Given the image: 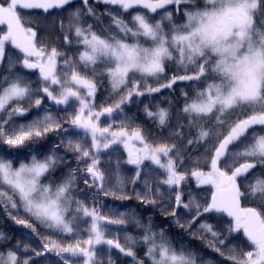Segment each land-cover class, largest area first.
Returning <instances> with one entry per match:
<instances>
[{"label":"snow or ice","instance_id":"snow-or-ice-1","mask_svg":"<svg viewBox=\"0 0 264 264\" xmlns=\"http://www.w3.org/2000/svg\"><path fill=\"white\" fill-rule=\"evenodd\" d=\"M96 2L123 10L107 12L118 31L109 27L111 34H106L94 30L95 24H86V17L96 21L99 17L89 0H82V8L68 12L67 24L61 20L53 40L25 23L20 10L48 13L70 7L73 0H0V26L6 29L0 35V145L27 149L15 155L0 149V206L16 225L33 234H38L37 226L49 233L37 251L29 244L21 248L20 241L7 244L10 238L0 230V264H38L37 258L48 253H55L63 264H115L113 249L130 257L133 264H144L134 251L137 244L145 246L150 264H197V253L177 249L164 229L153 231L151 221L135 220L143 235L125 236L126 246L118 236L108 238L114 230L110 226L118 231L128 222L129 213L104 214L105 205L92 198L90 206L86 192L84 199L77 198L83 180L96 196L131 199L124 191V165L135 166L133 185L144 181L143 192L136 193L142 203L155 206L167 197L174 222L189 230L199 224L200 238L225 261L264 264V174L240 183L258 167L264 170V0ZM138 8L147 12L133 15L131 25L121 18ZM158 10L163 11L160 20L148 15H159ZM49 41L64 51L49 48ZM9 44L15 55L8 51ZM170 63L184 74L174 72L168 77ZM161 79L166 82L159 83ZM178 81L195 85L191 93L182 92L184 103L177 119L186 123L170 130L171 106L159 105L155 111L144 107L145 116L159 129L157 134L133 123L128 106L139 97L171 89ZM102 87L109 95L97 106ZM45 98L51 102L49 108L55 105L56 111L66 115H53L43 104ZM26 101L30 108L22 106ZM33 108L44 114L16 123ZM102 118L107 126H101ZM53 133L66 138L62 143L75 155V167L63 154L57 155L61 145L42 157L30 146ZM112 152L118 153L114 163ZM102 154L109 156L107 166ZM16 160H20L18 166ZM190 178L196 181L195 188L188 186ZM202 186H209L210 197H199L197 190ZM181 208L188 217L183 224ZM209 213L220 214L221 231L200 223ZM229 238L238 244L229 247ZM97 246H106V261L98 258ZM199 264L213 262L201 256Z\"/></svg>","mask_w":264,"mask_h":264},{"label":"trees","instance_id":"trees-1","mask_svg":"<svg viewBox=\"0 0 264 264\" xmlns=\"http://www.w3.org/2000/svg\"><path fill=\"white\" fill-rule=\"evenodd\" d=\"M93 1V0H92ZM91 0H89V5L93 8L96 17H99V20L96 21L94 17H86V24H95L94 30H104L106 34H111L108 32L109 27L113 30V32L118 31L116 29V26L112 23L111 17L107 14L106 6H104L101 3H93ZM78 3L79 7H76ZM72 5L71 7H67L59 12H54L50 15H41L38 12L36 13L35 21L33 19H29L32 23L33 21L38 25L40 35L42 37L46 35H51L52 39L55 40V38L59 35L58 28L61 20L67 24V16L69 11H74L76 8H82V2H77ZM76 7V8H75ZM112 9L113 14H116L117 12H123V10L110 7ZM159 15L148 13L149 16H154L155 20H160L161 16L163 15L162 10H158ZM137 12H147L145 9H130L128 12L123 13L122 19H124L126 22H128L131 25L132 16L135 15ZM154 22V21H153ZM177 23H181V20H177ZM165 23H167L165 21ZM3 34V27L0 26V35ZM62 41V36L60 37ZM52 46H57L60 48L61 51H64V48L60 45H54L51 41H49V48ZM10 54L15 55L14 52L7 47ZM68 55H72V52H69ZM4 67L7 68V59L5 60ZM27 72V70H25ZM188 71H192V69H189ZM176 73L178 75L184 74L183 70L180 72H176V66L174 64H169L166 75L170 77L173 75V73ZM90 75V74H89ZM33 81H35L36 76L32 75L30 77ZM150 83L153 84V86L156 85L155 80H150ZM166 81L164 79L159 80V83H165ZM106 87L108 86V82L104 81ZM195 85L192 82L187 81H178L171 89H162L160 93H154L150 96L146 95L144 97H139L136 99L135 102H133L130 106L126 108L127 114L130 117H135V120L133 121L136 125H141L145 128L151 129L152 133L155 135L159 132V129L155 127L152 121H150L144 114V107L145 105L150 106V110L155 111L156 106L159 105L160 107L168 108L171 106L172 109V129L175 130V126L177 123H186V121H179L177 119L179 115V110L183 106L184 103V97L182 96V92H189L191 93L194 89ZM109 92L105 90V88H100L98 95L96 97V104L99 106L100 104H104L106 102V98L108 97ZM35 97H33L32 103H34ZM142 101V102H141ZM112 101H107V103H111ZM43 104L45 108H48L52 111L53 115L58 116L60 118H63L66 113L62 111H56V106L51 105L49 108L51 102H49L46 98L43 101ZM24 108H30L31 104L29 102H24L22 105ZM63 107V106H61ZM71 111V109H70ZM44 110H41L39 113L33 108L31 113L24 118H19L16 120V123H27L29 120H32L37 115H43ZM4 115H7L5 113ZM102 122H105L104 125L107 126L106 120L102 118ZM65 127H68L67 124H65ZM194 133V130H193ZM168 132L165 131V136H167ZM188 133L187 130H185V137L187 138ZM74 140L77 139V137H72ZM61 136H58L57 134L53 133L50 134L45 140H42L38 143H32L30 146L38 150V154L42 157L45 154H50L54 145H61V147L57 150V155L63 154L66 158V162H70L72 166H76V159L75 155L67 150L62 143ZM152 139V137H150ZM186 142V141H185ZM242 147V145H241ZM0 149L3 151H11L13 155L19 153H27V149H11L9 150L6 145H0ZM203 149H201V152ZM120 152H123V148L120 147ZM118 155L116 152L111 153V157L113 159V163L115 162V157ZM23 155H21V159H23ZM193 158H196V154L193 153ZM102 160L104 164L107 166L109 156L102 154ZM20 160H16L15 164L16 166L19 165ZM243 160L238 161V163H243ZM205 171L207 169H204ZM66 171V169H65ZM189 171H191V166H189ZM145 173H147V168L145 169ZM122 174L125 180V188L124 191L131 196V199L128 200H117L114 199L112 196L105 197L102 194L99 196H96L94 191L88 190L86 185L83 183V180L79 181V188L80 192L76 193L77 198L84 199L83 193H87L88 200L86 201L91 206V199L96 198L99 202H101L103 205H105L102 208V212L107 215H113L118 216L120 212H127L129 213L128 222L125 226H122L119 228V230H115L116 226H110L114 230L108 232V238H115L119 237V242L122 245H125V236L132 235L134 237L139 238L143 235V229L138 228L135 220H140L143 224H148L149 221H151L152 229L153 231L159 233L161 229L165 230V235L168 237L174 246L179 249L181 247H184L186 251H194L197 253V264L200 262V258L204 260H209L213 262V264H230V262L225 261L223 257H221L218 253H216L214 250H212L205 239H201V233L197 231L199 228V224L196 225L193 229H186L179 225H177L174 220L171 218L169 213L172 211L171 207H168L166 204L167 197L164 198L163 201L158 202L157 205H151V204H145L142 203L140 200L136 198L137 192H143L144 190V181L143 179L137 184L133 185L131 183V177L135 174V166L132 165H124L122 169ZM264 174V170L260 169L259 167L255 169L253 172H251L247 176V180H245L243 177L240 178V183L244 184L249 181H253L256 175ZM109 175H111V170H109ZM60 172L55 173L54 178H59ZM111 184H114V179L111 180ZM188 186L191 188L196 187V181L194 179H189ZM198 195L200 198L210 197V189L209 186H202L201 189L197 190ZM185 200H187V195L185 196ZM249 206V205H244ZM21 217H23V212L20 213ZM188 218L185 214L184 209H180L179 212V219L181 221V224L184 223L185 219ZM224 220H227L228 218L226 216L223 217ZM208 223L211 224L215 230L221 231L224 225L221 223V216L217 213H209L205 214L204 218L200 221V223ZM0 230L4 231L7 237L10 239L6 241L9 245H15L17 241H20L21 248L24 244H29L30 248L35 249L37 251L41 250L42 245V239L45 236H48L49 233L40 226H37V233L33 234L31 233L30 229H26L21 225H16L7 214L3 212L2 206H0ZM242 235V234H241ZM54 239L58 237H53ZM86 238V236H85ZM221 238H224L222 236ZM65 243H68L70 241L65 240ZM233 244H238V242L232 238H229L228 240V246L231 247ZM126 246V245H125ZM98 247V258L101 260L106 261L108 257V252L106 251V246H97ZM145 246L143 244H137L134 248V251L137 255V257L142 258L144 260V264H150V261H148L145 256ZM29 255H32L31 252H29ZM112 259L115 261V264H133L132 259L130 257H126L123 254L119 253L118 250L113 249L111 251ZM23 258V257H21ZM38 264H63L62 260H60L55 253H48L45 257L37 258Z\"/></svg>","mask_w":264,"mask_h":264},{"label":"flooded vegetation","instance_id":"flooded-vegetation-1","mask_svg":"<svg viewBox=\"0 0 264 264\" xmlns=\"http://www.w3.org/2000/svg\"><path fill=\"white\" fill-rule=\"evenodd\" d=\"M77 1H79V0H73V3H72V5L74 6V4H76L77 3ZM71 5V6H72ZM70 6V7H71ZM67 8V7H66ZM76 8V7H75ZM59 11H61V9H50L49 10V12L48 13H43V10H40V9H32V10H26V9H21L20 10V12H21V14H22V18H23V20L25 21V23H28V22H30V26H32L34 29L35 28H38L37 26V24L34 22L35 21V17H36V13L35 12H38L39 14H41V15H50V14H52V13H54V12H59ZM29 19H33L34 21H33V23L29 20ZM1 27H3V26H1ZM6 29H4L3 28V32L5 31ZM10 45V44H9ZM10 47H11V45H10ZM34 71V70H33Z\"/></svg>","mask_w":264,"mask_h":264},{"label":"rangeland","instance_id":"rangeland-1","mask_svg":"<svg viewBox=\"0 0 264 264\" xmlns=\"http://www.w3.org/2000/svg\"><path fill=\"white\" fill-rule=\"evenodd\" d=\"M104 123H105V122H101V126H102V127L105 126ZM145 163H146V164H150V162H145Z\"/></svg>","mask_w":264,"mask_h":264}]
</instances>
